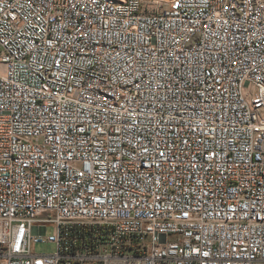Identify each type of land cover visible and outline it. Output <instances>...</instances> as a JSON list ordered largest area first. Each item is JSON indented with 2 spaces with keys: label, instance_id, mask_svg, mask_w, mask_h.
<instances>
[{
  "label": "built area",
  "instance_id": "1",
  "mask_svg": "<svg viewBox=\"0 0 264 264\" xmlns=\"http://www.w3.org/2000/svg\"><path fill=\"white\" fill-rule=\"evenodd\" d=\"M156 4L0 0V264H264V0Z\"/></svg>",
  "mask_w": 264,
  "mask_h": 264
},
{
  "label": "rangeland",
  "instance_id": "2",
  "mask_svg": "<svg viewBox=\"0 0 264 264\" xmlns=\"http://www.w3.org/2000/svg\"><path fill=\"white\" fill-rule=\"evenodd\" d=\"M148 3H157L162 7H164L165 3L168 2L169 0H146ZM156 4V5H157ZM51 230L47 229V233H49ZM54 251V247L52 245H41L38 244L34 247V252L36 254H49L52 253Z\"/></svg>",
  "mask_w": 264,
  "mask_h": 264
}]
</instances>
